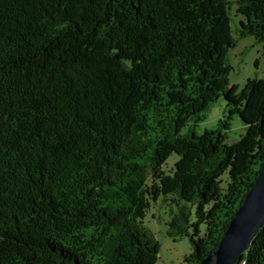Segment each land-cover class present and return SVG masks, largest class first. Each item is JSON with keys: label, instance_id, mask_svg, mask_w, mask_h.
Instances as JSON below:
<instances>
[{"label": "trees", "instance_id": "1", "mask_svg": "<svg viewBox=\"0 0 264 264\" xmlns=\"http://www.w3.org/2000/svg\"><path fill=\"white\" fill-rule=\"evenodd\" d=\"M234 3L264 46V0H0V264H163L160 203L185 262L219 245L264 167V79L229 84ZM236 264H264V225Z\"/></svg>", "mask_w": 264, "mask_h": 264}, {"label": "rangeland", "instance_id": "2", "mask_svg": "<svg viewBox=\"0 0 264 264\" xmlns=\"http://www.w3.org/2000/svg\"><path fill=\"white\" fill-rule=\"evenodd\" d=\"M232 3L235 0H230ZM237 4L231 7V24L236 41L235 48L228 52V62L231 67L229 84L237 85L241 90L246 82L254 79H264V46L253 37H241L238 33L243 16L236 12ZM228 107L221 97L207 110L204 120L196 127L197 136H202L208 131L217 130L220 122L227 118ZM228 144H233L245 135V125L238 116L230 121ZM178 157L172 156L168 164L163 168L166 173L174 169ZM168 209L164 203L153 207L144 218L145 230L154 237L160 246V262L163 264H189L185 259L192 253L191 242L187 237L169 236L167 234V222L169 221Z\"/></svg>", "mask_w": 264, "mask_h": 264}, {"label": "water", "instance_id": "3", "mask_svg": "<svg viewBox=\"0 0 264 264\" xmlns=\"http://www.w3.org/2000/svg\"><path fill=\"white\" fill-rule=\"evenodd\" d=\"M264 225V167L219 245L200 264H236Z\"/></svg>", "mask_w": 264, "mask_h": 264}]
</instances>
